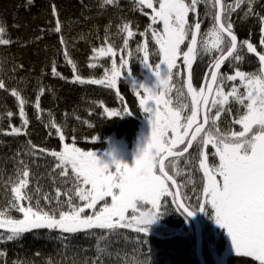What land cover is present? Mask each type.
Instances as JSON below:
<instances>
[{"label": "snow or ice", "instance_id": "1", "mask_svg": "<svg viewBox=\"0 0 264 264\" xmlns=\"http://www.w3.org/2000/svg\"><path fill=\"white\" fill-rule=\"evenodd\" d=\"M257 3L131 0L132 10L148 23L140 31L139 25L122 19L116 25V34L122 37L119 49L109 42L111 25L106 26L104 37H98L102 44L92 48L90 59L107 58L110 64L88 65L102 67V78L74 75L73 82L114 91L122 107L103 108L109 118L133 115L120 92L122 80L130 84L150 133L141 136L130 157L116 141L101 152L85 151L74 136L68 142L63 126L49 112L46 126L58 134L62 148L48 150L28 140L13 157L15 171L0 184L7 195L0 206V240L17 241L26 233L48 230L66 247L70 236L84 233L95 238L96 248L95 258L85 264H105L113 257L116 264H148L143 252L146 237L162 226L164 217L179 214L194 239L200 237L204 217L226 238L228 255L264 264V14L256 12ZM109 6H116V0H102V9ZM237 9L260 22L259 50L251 39L238 37L233 21L234 14L239 16ZM53 15L52 30L61 34L55 6ZM205 20L209 24L202 30ZM8 33L6 22L0 20V46L12 43L10 36L5 38ZM137 35L142 38L136 41L137 62L151 73L144 80L133 76L130 63V41ZM59 39L61 54L75 71L62 34ZM150 43L158 58L155 64L150 62ZM249 54L257 58L252 72L241 70ZM198 59H206L207 66L196 85L193 64ZM226 65L229 71H222ZM17 67L23 65H13V71ZM52 75L60 76L54 61ZM174 77L181 84L176 104L171 96ZM0 89H6L3 79ZM37 89L34 107L42 111L39 97L46 89L41 84ZM10 94L18 100L22 124L10 125L8 134L27 135L26 100L16 89ZM48 157L53 193L30 180V164ZM126 229L136 234L131 256L114 247ZM4 255L0 252V257ZM217 264H225L224 259L218 258Z\"/></svg>", "mask_w": 264, "mask_h": 264}, {"label": "trees", "instance_id": "2", "mask_svg": "<svg viewBox=\"0 0 264 264\" xmlns=\"http://www.w3.org/2000/svg\"><path fill=\"white\" fill-rule=\"evenodd\" d=\"M101 2L102 0H32L31 4H28L27 0H0V20L6 22L9 29L5 38L10 36L12 40L9 46H0V79H3L6 85V89H0V184L6 177L13 175L15 171L13 157L24 148L26 141L30 140L32 144L44 149L61 150L63 142L59 140L54 130L46 126L49 112L51 118L63 126L68 142L74 136L77 146L85 151L101 152L103 147L98 143L99 140L104 146L108 145L105 147L107 149L112 133H124L127 140L119 143L122 144L124 152L127 151L129 153L127 155H131L143 136L142 133L144 132L145 136L150 133V126L144 120V113L138 107V101L130 84L122 80L120 92L128 108L133 112V120L130 119L132 116L109 118L103 112L105 107L110 109L122 107L120 101L113 103L119 98L114 91L103 94V97L108 99L104 100L97 90L98 86L73 82L74 75H80L83 79L102 78V67L98 66L93 69L88 65L97 63L109 66L110 64L107 58L90 59L92 48L102 44V39L98 37H104L106 26L111 25L109 33L110 31L116 33V25L120 24L122 19L133 21L134 24L139 25L140 31L148 23L146 17L132 10L131 0H116V6L103 9L100 7ZM225 2L233 3V0H225ZM53 6L58 13L61 34L68 48L69 57L77 66L75 71L61 54L59 39L61 34L52 30L56 23ZM262 6H264V0H258L255 8L257 13L264 14ZM200 11L203 15V5ZM236 11L239 16L234 14L233 21L238 37L241 40L251 39L259 50L260 22L255 17H244L240 9ZM208 24L209 21L205 20L202 30L206 29ZM41 29L44 31L42 32ZM41 36L42 39H37ZM117 37L120 39L118 42H109L119 49L122 46V37L120 35ZM136 41L142 42V38L137 35L130 41L133 56L130 63L133 76L143 80L144 75L148 77L151 73L137 62ZM149 49L150 62L155 64L158 58L152 43ZM53 61L60 76L52 75ZM117 61L119 62V56ZM13 65H23V68L17 67L13 71ZM226 67L227 65L222 71H225ZM38 84L45 86L46 89L39 97L42 111L34 107ZM12 89L19 91L26 100L24 111L29 121L25 128L27 135L8 134L10 125L21 127L22 124L18 100L10 94ZM104 101L106 106L103 105ZM8 112L13 115L8 117ZM108 131H110L109 140ZM97 137L100 139H96ZM30 167L33 173L30 177L32 183L38 181L46 192L53 193L54 185L48 175L51 169V157H48L47 161L39 159L35 164H30ZM6 197L4 189L0 187V200ZM13 215L17 214L13 213ZM182 221L183 217L179 214L167 215L162 219V226L158 228L160 231L156 234L163 236L169 243L186 246L188 258L195 264H199L196 239L187 233ZM165 230L166 233L163 232ZM180 232L184 238L179 236ZM201 234L202 256L205 263L217 264L218 258H225L226 238L204 217H201ZM55 235L54 232L48 230H38L26 233L23 239L17 241L0 240V252L5 253L3 257H0V264H84L83 261H88L87 258L81 259L80 256L71 258L70 253L76 252L95 257L94 237H86L84 233H77L69 237L70 243L66 247H61L60 240L55 239ZM134 238V236L131 238L123 235L119 244L114 245L115 250L122 255L127 253L131 256V249L135 243ZM35 242H42L49 247L58 246L61 253H65L66 256L54 258L47 255L43 249L44 252L38 247H31L35 246ZM37 253H39L38 256ZM79 259L81 261L77 263ZM226 261L228 264H250V258H240L234 255L229 256ZM105 264H109V261ZM110 264H116L115 257L110 259Z\"/></svg>", "mask_w": 264, "mask_h": 264}, {"label": "rangeland", "instance_id": "3", "mask_svg": "<svg viewBox=\"0 0 264 264\" xmlns=\"http://www.w3.org/2000/svg\"><path fill=\"white\" fill-rule=\"evenodd\" d=\"M245 59H246V62H244L242 64L241 70L247 71V72L255 71L257 66H258L257 58L253 54H249L248 57H246ZM206 66H207V60L206 59H204L203 61L198 59L193 64V82H194V84L200 83L201 78L204 75ZM225 71H229L228 67H226ZM174 78H176V77H174ZM173 83L175 84L176 87L172 90V95L177 97L176 90L181 87V84L179 82H176L175 80H173ZM222 119H223V117H222ZM221 126L223 127V125H221ZM130 156L131 155H129V157ZM196 178L198 179V175L196 176ZM6 199H7V197L4 198V200H2V201L0 200V206H3L5 204ZM34 244H35V246H31V247H38V248L41 249L40 251L44 250L47 253V255H51L54 258H64L66 256L65 253H61V250L57 246H52V247L45 246V245L42 244V242H39V243L35 242ZM226 245H227V248H228L227 240H226ZM84 253H86V252H84ZM81 254H82L81 252L70 253V257L71 258H75L76 256H80L81 259L87 258L88 261L93 260L95 258L92 255H87V254L81 255ZM169 256L172 258L173 264H174V261H175L174 257L170 253H169ZM170 257H169V260L171 261ZM226 258H227V252H226ZM81 259L77 260V263L80 262ZM106 261H109V264H110V260H106ZM106 261H105V263H106ZM83 262L85 264V261H83ZM167 263L165 262V264H167Z\"/></svg>", "mask_w": 264, "mask_h": 264}, {"label": "flooded vegetation", "instance_id": "4", "mask_svg": "<svg viewBox=\"0 0 264 264\" xmlns=\"http://www.w3.org/2000/svg\"><path fill=\"white\" fill-rule=\"evenodd\" d=\"M134 151L135 150H133V152ZM125 153L129 154L127 153V151ZM121 231L123 235L125 236H130L131 238L133 236L136 237V234L132 232L131 230L126 229V230H121ZM159 231H160L159 229H156L153 235L146 237V239L149 238L147 239L148 244L144 246L143 250L146 252V255L144 256V258L148 260V264H165V262L166 263L168 262L167 264H173V260L169 256V253L172 255V250L175 249V247H178L179 250L182 251L186 255L187 260L186 261L175 260L174 264H195L194 261H191L188 258V252L186 250L187 249L186 246L181 245L179 243L177 245L169 243L163 236L160 237L158 234H156V232H159ZM163 232L166 233V230ZM168 232H169V228H168ZM179 236L184 238L181 232L179 233ZM153 246L155 248H153ZM148 248H151L150 253L147 251ZM229 256H232V255H229ZM169 257L171 258V261L169 260Z\"/></svg>", "mask_w": 264, "mask_h": 264}, {"label": "bare ground", "instance_id": "5", "mask_svg": "<svg viewBox=\"0 0 264 264\" xmlns=\"http://www.w3.org/2000/svg\"><path fill=\"white\" fill-rule=\"evenodd\" d=\"M110 34H111V39L109 41H112V42L116 43V42H118L120 40L117 37L116 33H113V32L110 31ZM178 63H179V61H178ZM141 76H143V75H141ZM145 78H146V76L144 75V79ZM174 80L176 82H179L180 83L179 78H174ZM196 85H199V83L196 84ZM97 90H99V92L102 94V99H104V100H108V99L106 97H103V94H108V92H111L112 93V90H108V89H106L105 87H102V86H98ZM171 96H172V99H173V103L176 104L178 102V98L176 96H173L172 93H171ZM97 100H100V99H97ZM112 101H113V99H112ZM119 101H120V99L118 98L117 101H113V103H116V102H119ZM103 105L106 106V102L105 101L103 102ZM130 119L133 120V116ZM112 134L113 135L110 138V131H108V133H107V137H108V140L110 138V142H112V141H118V143H119V142H124V141L127 140V137H126V135L124 133L123 134L112 133ZM144 134L145 133L143 132L142 135L144 136ZM98 143L103 147L102 151L106 150L105 147H107L108 145H105L104 146V144L100 140L98 141ZM119 145L122 148V144L119 143ZM42 244L44 245V243H42ZM45 246H47V244H45ZM153 248H155V247L153 246ZM226 250H227V248H226ZM143 252L146 255V252L144 250H143ZM172 256L177 261H186L187 260L186 255L182 251H180L178 247H175V249L172 250ZM227 258H229V255H227ZM227 258H226V253H225V258H224L225 264H228V262L226 261ZM197 259H198V257H197ZM198 262H199V260H198ZM199 264H201V263L199 262Z\"/></svg>", "mask_w": 264, "mask_h": 264}, {"label": "water", "instance_id": "6", "mask_svg": "<svg viewBox=\"0 0 264 264\" xmlns=\"http://www.w3.org/2000/svg\"><path fill=\"white\" fill-rule=\"evenodd\" d=\"M196 244H197L196 253H197L198 260L201 264H205L203 257H202V234L201 232H200L199 239H196Z\"/></svg>", "mask_w": 264, "mask_h": 264}]
</instances>
